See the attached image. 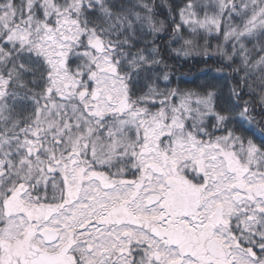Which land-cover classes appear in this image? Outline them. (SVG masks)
<instances>
[{
  "label": "snow or ice",
  "instance_id": "snow-or-ice-1",
  "mask_svg": "<svg viewBox=\"0 0 264 264\" xmlns=\"http://www.w3.org/2000/svg\"><path fill=\"white\" fill-rule=\"evenodd\" d=\"M0 264H264V0H0Z\"/></svg>",
  "mask_w": 264,
  "mask_h": 264
},
{
  "label": "trees",
  "instance_id": "trees-1",
  "mask_svg": "<svg viewBox=\"0 0 264 264\" xmlns=\"http://www.w3.org/2000/svg\"><path fill=\"white\" fill-rule=\"evenodd\" d=\"M201 66H202V65H197V64L192 65V66H191V68H192V72L195 73V72L198 70V68L201 67Z\"/></svg>",
  "mask_w": 264,
  "mask_h": 264
}]
</instances>
